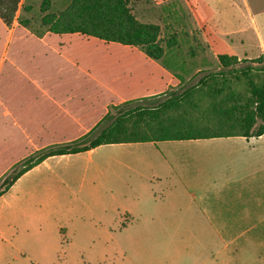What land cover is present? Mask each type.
<instances>
[{
	"label": "rangeland",
	"instance_id": "rangeland-1",
	"mask_svg": "<svg viewBox=\"0 0 264 264\" xmlns=\"http://www.w3.org/2000/svg\"><path fill=\"white\" fill-rule=\"evenodd\" d=\"M41 2L23 0L19 17L30 29H39ZM51 2L55 10L63 7V0ZM129 3L138 21L159 26L163 45L175 35L165 59L182 63L177 92L218 72L219 54L235 55L238 67L264 54V0ZM106 49L92 54L98 81H178L137 48ZM226 140L256 145L253 152L231 150L218 173L237 181L241 198L233 204L228 196L223 204L184 194L163 144L105 145L53 157L0 196V264H264V136Z\"/></svg>",
	"mask_w": 264,
	"mask_h": 264
},
{
	"label": "crops",
	"instance_id": "crops-1",
	"mask_svg": "<svg viewBox=\"0 0 264 264\" xmlns=\"http://www.w3.org/2000/svg\"><path fill=\"white\" fill-rule=\"evenodd\" d=\"M12 4L11 0H0L1 13H8L6 8ZM22 4L23 0H18L9 24L0 15V166L5 167L0 170V178L38 152L77 141L95 128L101 130L108 124L102 123V119L107 113L113 114L115 107L130 101L152 100L174 91L172 88L179 84V81H98L96 67L91 64L92 54L119 44L80 34L56 35L40 28H24L19 24ZM206 5L210 6L207 2ZM129 48L139 52L135 47ZM226 139L231 138L148 144H163L170 156L171 171L184 194L201 201L211 195L216 201L222 199L223 204L228 196L233 198L230 201L233 204L241 198L237 181L218 173H224L221 171L228 167L223 162L231 157V150L253 152L256 145L245 141L240 146ZM250 139L254 138L245 140ZM53 157L35 167L47 165ZM204 164L207 173L203 171ZM126 213L127 217L132 215Z\"/></svg>",
	"mask_w": 264,
	"mask_h": 264
},
{
	"label": "trees",
	"instance_id": "trees-1",
	"mask_svg": "<svg viewBox=\"0 0 264 264\" xmlns=\"http://www.w3.org/2000/svg\"><path fill=\"white\" fill-rule=\"evenodd\" d=\"M11 1L8 13L0 10L6 24L18 2ZM39 10L41 30L135 47L150 60L160 62L179 84L184 82L178 74L183 70L182 63L165 59L167 51L176 45L175 35L163 45L159 26L138 21L129 0H63L60 10L53 8L51 0H42ZM19 24L30 26L26 19H19ZM216 60L218 72L204 75L181 92L168 91L149 103L125 102L115 107L113 114L104 116L102 123L108 124L101 130L95 128L77 141L48 148L24 160L3 180L0 196L23 174L53 156L74 155L103 145L263 136L264 54L248 61L253 65L242 67H238L242 61L236 56L217 55Z\"/></svg>",
	"mask_w": 264,
	"mask_h": 264
}]
</instances>
